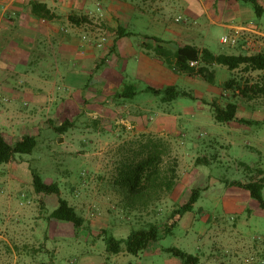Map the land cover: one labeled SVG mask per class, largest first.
Returning <instances> with one entry per match:
<instances>
[{"label": "rangeland", "instance_id": "1", "mask_svg": "<svg viewBox=\"0 0 264 264\" xmlns=\"http://www.w3.org/2000/svg\"><path fill=\"white\" fill-rule=\"evenodd\" d=\"M217 1L219 5L221 0ZM246 5L252 15L237 23L264 22V11L258 16L251 4ZM261 5L264 9V2ZM145 9L150 15H162L178 32L181 28L193 30L201 25L205 42L213 52L264 54V37L257 49L251 46L250 49L231 50L230 46L221 43L230 33L220 26V6L211 14L218 24L211 26L205 18L199 25L195 24L183 10L174 7ZM179 18L181 21L177 22ZM145 19L141 27L147 34L157 35L164 28L163 24L153 25L148 17ZM94 26L102 31L93 34L90 31L95 30L85 29V43L98 47L101 44L99 48L104 49L109 33L103 25ZM103 33L106 36L101 35ZM177 41L181 42L180 39ZM94 69V65L87 69V78H92ZM263 74L264 71H246L241 67L230 77L235 84L251 86L260 82ZM216 76L218 79L208 97L211 103L210 110L208 107L206 111L208 116L213 113L214 105L239 102L233 90L230 95H223L225 86L222 82L226 76L221 72ZM158 81L152 77L136 83L139 90L145 91L147 87L159 85ZM185 81L182 91L191 97L179 98L177 102L194 108L198 103L192 96L200 86L195 88L189 85V80ZM203 82L208 84L205 79ZM139 98L152 100L147 103H155V106L161 103L159 96L146 91ZM89 105H81L84 113L73 120L68 117V130L64 134L56 131V127L65 121L49 120L44 113L34 121H21L15 131L9 132L10 142L17 141L24 136V131H28L32 134L25 135H35L38 145L31 155H17L10 165L0 166V264H151L152 261L153 264H181L165 262V256L170 255L163 250L171 247L199 257L200 264H264V211L248 191L228 184L233 181L247 183L262 177L258 170L264 166V148L256 146L262 153L243 150L239 142L252 138L250 130L264 135V127L260 130V127L250 125L252 121L246 120L248 123L243 124L247 128L244 129L246 134L229 139L238 143L228 148L226 141L211 136L217 132L223 135L229 127L224 124L215 129L204 124L208 131L198 130L190 113L182 120L163 122L152 112L145 114L144 119L134 118L121 111L119 106L122 105L116 106V111L110 115ZM26 108L28 110L29 106ZM261 108L264 110V105ZM154 146L161 152L160 169L175 168L177 185L172 193L159 191L152 194L143 206L140 201L130 198L122 178L145 160ZM31 170L37 171L45 182L59 184L61 197L85 220L80 229L49 218L57 205V197L35 193ZM194 189H199L200 194L193 209L181 220L173 218L176 210L188 202ZM175 220L178 224L164 235ZM149 223H156L162 232V239L151 246L149 254L162 252L161 256L144 259L143 252L138 256L107 252L106 236L124 239L131 231ZM153 249L156 251L152 252Z\"/></svg>", "mask_w": 264, "mask_h": 264}, {"label": "crops", "instance_id": "2", "mask_svg": "<svg viewBox=\"0 0 264 264\" xmlns=\"http://www.w3.org/2000/svg\"><path fill=\"white\" fill-rule=\"evenodd\" d=\"M263 2L264 0H258L260 5ZM34 3L45 5L53 18L44 19L35 14ZM218 3L217 0H8L5 19L0 25V94L6 96L9 101L0 103V132L8 137L9 132L15 131V127H18L21 121H34L43 113L53 121H69L68 117L73 120L75 116L84 113L80 106L89 107V104L100 108L108 115L114 114L115 107L122 105L119 106L122 112L132 114L134 118L140 120L146 118L149 112L156 114L157 119L163 122L172 119L182 120L185 114L190 113L198 130L208 131L203 127L204 124L218 129V125L224 124L217 123L213 113L208 116L206 112L208 107L210 110L211 103L208 97L216 83V74L221 72L226 76L222 82L225 86L233 79L230 75L240 69L230 71L226 67L221 68L223 66H214L211 70L215 72V82L205 84L201 77L189 75L184 77L187 74H177L169 69L162 59L155 57L151 47H155L156 43L150 39L158 38L162 41L160 45L171 52H175L178 47L190 45L208 49L216 55H238L213 52L205 42L199 22L205 18L210 26L218 24L211 14L220 6L222 8L220 26L231 33L234 28L248 24L237 23L241 20L244 22L247 16L252 15L246 5L248 3L244 0H221L219 5ZM149 7L159 10L166 7L181 9L199 26L193 30L181 28L178 32L163 19L162 15H156L157 13L150 15L145 9ZM70 17H74L76 21H71ZM83 17L88 18V21L82 22ZM146 17L149 23L163 24L164 28L158 31L157 35L145 33L141 25L145 24ZM94 25H103L109 33L104 49L95 45L88 46L83 39L85 29L95 30L90 31L92 33L102 31ZM246 26L264 36V22L250 23ZM120 28L132 35L120 37ZM104 33L101 35L106 36ZM92 65L95 67L93 73L91 72L92 78H87V69H91ZM152 77L159 80V85H152L156 90L174 86L182 91L186 79L189 80L187 81L189 85L204 88V90L197 88V93L192 96L198 105L188 108L177 102L179 98L169 102L164 100V95L159 96L161 103L156 106L155 103H147L152 100L139 98L145 91L138 89L136 81ZM263 81L264 74L258 83ZM126 84H134L137 87L138 93L135 97H120L119 94ZM230 92L231 90L224 87L223 95H230ZM235 92L239 93L238 90ZM237 100L238 119L250 120L252 121L250 125L260 127L261 130L264 127V110L260 107L264 105V98L250 100L238 96ZM241 104L245 107L241 108ZM138 115L139 117H136ZM225 126L229 127V130L223 135L218 134L217 130L211 137L223 139V142H227L228 148H232L238 142L233 143L229 139L242 137L246 134L244 129L247 128L239 122H231ZM25 134L32 133L24 131L23 135ZM250 134L252 138L240 141L239 146L243 150L262 153L256 146L264 148L263 133L250 130ZM260 169L264 171V166ZM237 203L235 205L238 207ZM151 246L154 247V244L143 252L144 259H153L155 255L161 256L162 252L152 253L156 251L155 249L149 254ZM164 260L166 263H181L171 256H165Z\"/></svg>", "mask_w": 264, "mask_h": 264}, {"label": "trees", "instance_id": "3", "mask_svg": "<svg viewBox=\"0 0 264 264\" xmlns=\"http://www.w3.org/2000/svg\"><path fill=\"white\" fill-rule=\"evenodd\" d=\"M252 5L258 16L262 15L264 11L258 0H244ZM33 12L40 15L44 19L53 18L50 11L45 5L33 4ZM70 20L75 22L74 17ZM82 22H87L88 18H81ZM120 37H129L132 33L126 32L125 29H119ZM156 43L155 47L151 49L155 57L164 61L167 67L179 74H187L191 77L198 76L205 79L207 82L213 84L215 82V72L211 70L214 66H224L230 71H235L244 67L246 71H264V54H214L208 49H199L195 46L178 47L175 52H171L167 48L161 46V40L158 38H150ZM198 63L197 66H191V63ZM237 95L250 100L264 98V81L256 83L251 86L247 84H235L229 81L225 84V89L233 90ZM146 92L160 96L164 95V100L172 102L178 98L191 97V94L186 91H180L176 87L171 86L162 90H156L152 87H147ZM138 93V89L134 84H126L120 92V97L132 98ZM238 104L235 101H228L226 104L213 106V117L217 123L228 124L231 122L248 123L246 120L238 119ZM66 123V121H65ZM56 127V131L60 134L68 130V123ZM38 145L36 136L24 135L15 142H10L8 137L0 132V166L10 163L17 155H31ZM161 152L158 147L154 146V150L147 158L132 167L125 178H122V184L127 188L130 198L134 201H140L143 206L147 205V201L152 194H157L159 191L172 193L177 185V175L175 168L167 169L166 171L160 169ZM259 175L262 176L257 180H251L247 183L240 181L229 182V186L238 187L249 192L250 196L255 199L262 211H264V171L258 170ZM32 183L35 193L43 194L45 196H56L57 205L51 212L49 218L56 222L72 224L76 229H80L84 225V218L70 205V203L61 197V188L58 183H47L41 175L31 170ZM199 189L191 191L187 203L180 206L172 215L173 218L182 219V217L190 212L199 200ZM178 224L174 221L173 224L166 228L164 235L171 232ZM106 233V232H105ZM107 235V233H106ZM162 239V232L156 223H149L147 226L133 230L129 233L127 238L119 239L114 236H106L105 242L107 245V252L112 255L120 253H127L133 256H138L149 248L150 245L155 244ZM166 254L178 259L181 264H200V259L197 256L188 254L177 247H171L163 250ZM40 264H49L42 262Z\"/></svg>", "mask_w": 264, "mask_h": 264}, {"label": "built area", "instance_id": "4", "mask_svg": "<svg viewBox=\"0 0 264 264\" xmlns=\"http://www.w3.org/2000/svg\"><path fill=\"white\" fill-rule=\"evenodd\" d=\"M7 2L8 0H0V25L5 19V12L7 10ZM181 19H177V22H180ZM255 37L254 40H252L251 37ZM264 36L253 32L248 27H238L234 28L228 36H224L221 40V43L223 45H228L231 48L235 49L238 47H241V49H250L251 46L253 48H260V40L263 39ZM85 40L86 37H83ZM101 44H99V47ZM198 63L193 62L191 63V66H197ZM8 98L4 96L3 94H0V103L8 102Z\"/></svg>", "mask_w": 264, "mask_h": 264}]
</instances>
